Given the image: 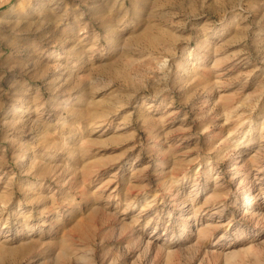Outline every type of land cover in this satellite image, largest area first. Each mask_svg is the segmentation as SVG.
Returning a JSON list of instances; mask_svg holds the SVG:
<instances>
[{
  "label": "rangeland",
  "instance_id": "1",
  "mask_svg": "<svg viewBox=\"0 0 264 264\" xmlns=\"http://www.w3.org/2000/svg\"><path fill=\"white\" fill-rule=\"evenodd\" d=\"M0 264H264V0H0Z\"/></svg>",
  "mask_w": 264,
  "mask_h": 264
},
{
  "label": "bare ground",
  "instance_id": "2",
  "mask_svg": "<svg viewBox=\"0 0 264 264\" xmlns=\"http://www.w3.org/2000/svg\"><path fill=\"white\" fill-rule=\"evenodd\" d=\"M125 119V118H124ZM241 142H244V140H242ZM235 174H233V177L231 178L232 180L235 178V176H234ZM243 182H244V180H243ZM229 193V192H228ZM93 196V195H92ZM217 202V201H216ZM130 204V203H129ZM258 204H260L257 200H255V207L258 205ZM256 210H259V209H256ZM250 212H251V210H250ZM253 212V211H252ZM12 214L11 215H15V216H17L20 212L19 211H15V212H11ZM259 213H260V210H259ZM261 215H262V213H261ZM22 221V220H21ZM24 221V220H23ZM219 224V223H218ZM213 225V224H212ZM28 226V225H27ZM209 226H211V225H209ZM210 228V227H209ZM34 229H37L36 227H34V225H33V227H30L29 228V230H31V232L32 231H34ZM40 232V231H39ZM30 233V232H29ZM32 233H34V232H32ZM31 238V237H30ZM215 241V240H214ZM36 240H33V241H29V242H27V243H25L24 245H23V247H27V246H29V245H33V244H36ZM170 244V243H169ZM22 248V247H21Z\"/></svg>",
  "mask_w": 264,
  "mask_h": 264
}]
</instances>
